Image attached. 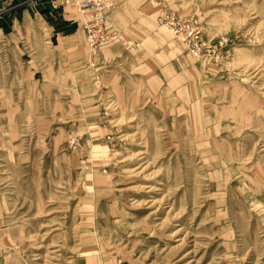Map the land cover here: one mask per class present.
Masks as SVG:
<instances>
[{
    "label": "rangeland",
    "instance_id": "rangeland-1",
    "mask_svg": "<svg viewBox=\"0 0 264 264\" xmlns=\"http://www.w3.org/2000/svg\"><path fill=\"white\" fill-rule=\"evenodd\" d=\"M155 1L145 75L65 0L32 30L36 0L7 4L0 264H264V0Z\"/></svg>",
    "mask_w": 264,
    "mask_h": 264
},
{
    "label": "crops",
    "instance_id": "crops-1",
    "mask_svg": "<svg viewBox=\"0 0 264 264\" xmlns=\"http://www.w3.org/2000/svg\"><path fill=\"white\" fill-rule=\"evenodd\" d=\"M13 1L17 0H0V78H3V81H0L3 83V85L5 82L4 78L6 76V53H4L5 51L3 50L5 42L8 39L10 42H12V46H15V43L18 44L19 41H21L22 37V25L23 23L25 24L28 22L27 19H22V16L14 15L15 12L11 11L10 13H8L6 11L7 4ZM103 1L109 4L108 21L111 26H113V28L123 36L132 38L135 41H141L142 53L141 56H139L138 60H140V63L142 64L140 65V63L137 62L138 60H134L132 64L133 67H138V69L141 70L140 72L145 75V37H149L154 41V39L152 38L154 36V17L156 14L158 2H156L155 0ZM38 3L39 2L36 0V6L34 2H32L29 6L24 7L25 14H29V24L31 30L32 26L36 25V23H33L32 17L35 12L37 13V6L39 7L41 5V8H44L48 13L54 12L53 0H40L41 4ZM69 6H72V4L69 3ZM42 12H44V10ZM16 13H18V11ZM166 44L168 48V51L166 53L169 56V62L175 69L177 61L176 57L178 55L176 52V43H171L170 40L168 41L167 39ZM171 51L173 52L171 53ZM21 57L22 55L20 53L13 55V61L15 63L12 65L11 69L14 72V84L16 79V71L19 73V75L22 71ZM28 61L31 63L30 66H32V62L35 61L34 71H32V68L30 67V73H34V76L37 75V56L34 54L30 55Z\"/></svg>",
    "mask_w": 264,
    "mask_h": 264
},
{
    "label": "built area",
    "instance_id": "built-area-1",
    "mask_svg": "<svg viewBox=\"0 0 264 264\" xmlns=\"http://www.w3.org/2000/svg\"><path fill=\"white\" fill-rule=\"evenodd\" d=\"M76 6L84 18L86 39L89 50L95 54L99 48L105 44L120 42L123 46L131 47L135 43L133 40L125 39L118 31L108 24L107 10L109 4L103 0H65ZM159 22L163 25L174 24L172 14L163 12L159 16Z\"/></svg>",
    "mask_w": 264,
    "mask_h": 264
},
{
    "label": "bare ground",
    "instance_id": "bare-ground-1",
    "mask_svg": "<svg viewBox=\"0 0 264 264\" xmlns=\"http://www.w3.org/2000/svg\"><path fill=\"white\" fill-rule=\"evenodd\" d=\"M122 119H123V118H122ZM124 119H125V118H124ZM131 120H132V119H131ZM138 139H139V138H138ZM146 153H147V152H146L145 150H141V151L139 152L140 155H143V154L145 155ZM144 157H145V156H142L141 159L144 158ZM157 215H158V214H157Z\"/></svg>",
    "mask_w": 264,
    "mask_h": 264
}]
</instances>
